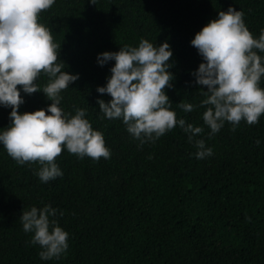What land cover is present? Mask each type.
<instances>
[{"label": "trees", "instance_id": "16d2710c", "mask_svg": "<svg viewBox=\"0 0 264 264\" xmlns=\"http://www.w3.org/2000/svg\"><path fill=\"white\" fill-rule=\"evenodd\" d=\"M242 9L254 35L264 29V0H56L39 14L61 43L59 60L79 73L62 90L61 107L74 114L87 109L92 126L103 132L109 158H79L66 149L56 157L62 176L43 182L38 163L18 164L0 145V264H264V114L259 122H225L208 135L207 106L199 105L206 86L192 74L202 57L190 43L218 11ZM167 40L172 86L165 88L178 117L204 128L213 154L197 158L194 142L176 126L154 143H140L122 119H109L97 97L114 60L101 66L97 54ZM264 55V53H261ZM48 77L41 73L37 83ZM264 86V79L261 80ZM19 87V85H18ZM18 111L47 108L43 90L21 91ZM10 106L0 105V128L10 123ZM257 139L260 143L257 144ZM50 203L69 232V247L59 259L42 260L20 220L23 210ZM63 215H59V211Z\"/></svg>", "mask_w": 264, "mask_h": 264}, {"label": "clouds", "instance_id": "9594fccd", "mask_svg": "<svg viewBox=\"0 0 264 264\" xmlns=\"http://www.w3.org/2000/svg\"><path fill=\"white\" fill-rule=\"evenodd\" d=\"M56 0H0V105L11 108L10 123L0 128V145L18 163H38L36 174L43 182L63 175L56 157L66 149L79 158H109L102 131L93 128L87 109L76 107L74 114L61 107L62 90L78 79L79 73L65 69L59 58L61 43L51 29L40 22L39 14ZM96 3V0H90ZM242 9L229 5L219 10L197 31L190 43L202 57L193 70L195 83L206 86L199 105L179 104L185 112L200 105L209 136L220 131L225 122L233 130L243 120L259 122L264 114V29L258 36L248 28ZM173 50L165 40L154 44L141 38L138 45L124 44L118 50L97 54L103 66L110 60L111 75L99 93H108L110 100L97 97L100 111L109 119H122L127 131L141 144L155 142L160 136L179 126L194 142L197 158L213 154L203 138H196L203 126L178 117L171 107L166 86H172L174 74L170 57ZM41 73L48 81L37 83ZM19 85V87H18ZM43 90L51 100L47 108L18 111L24 102L21 91L31 94ZM257 144L260 140L257 139ZM58 209L50 203L33 205L20 214L23 230L32 233L30 243L40 246L42 260L59 259L69 247V232L57 220ZM63 215V211H59Z\"/></svg>", "mask_w": 264, "mask_h": 264}]
</instances>
